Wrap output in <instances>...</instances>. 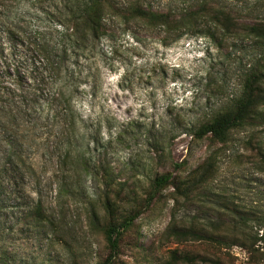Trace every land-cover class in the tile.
Masks as SVG:
<instances>
[{
	"label": "rangeland",
	"instance_id": "1",
	"mask_svg": "<svg viewBox=\"0 0 264 264\" xmlns=\"http://www.w3.org/2000/svg\"><path fill=\"white\" fill-rule=\"evenodd\" d=\"M114 1L123 5L133 0ZM230 1L239 5L251 2ZM62 2L23 0L13 15L46 31H62L58 24L65 14ZM166 2L146 0L154 9H164ZM105 23L106 34L95 49L73 52L70 60L80 81L76 102L81 137L76 147L91 172L84 176L79 164V183L59 204L51 176L54 158L41 152L35 155V174L21 167V173L17 172L15 177L20 183L21 200L0 205V264H98L108 250L100 228L86 227L91 209L103 224L120 222L124 216L140 212L132 227L120 237L114 264H186L183 255L195 256L196 264H203L210 246L173 234L170 226L175 212L174 223L179 226L186 224L185 214L197 213L221 216L226 221L245 220L261 236L264 126L237 129L225 144L209 137L197 140L189 133L191 123L239 93L244 71L256 51L253 44L228 41L219 48L199 34H185L163 44L164 33L145 28L139 20L113 17ZM120 132L122 135L118 136ZM161 133L165 136L162 145L173 160L183 163L182 169L174 171L177 183L200 179L205 169L206 179L188 198L169 185L147 206L144 196L149 179L155 173L173 171L168 162L160 167L159 162L152 160ZM99 165L110 169L118 181L130 185L120 199L109 194L114 200L112 216L105 210L107 190L101 173L97 179L91 178ZM132 165L139 168H131ZM10 176L9 170L4 172L0 165L2 195L9 192ZM136 177L139 182L133 185ZM59 179L63 180V176ZM66 180L70 182L69 178ZM70 180L73 184L75 177ZM32 185L40 190L44 206L67 225L65 237L75 258H70L60 244H51L45 231L30 225L26 214L32 206L28 197ZM132 189H137V196H125L126 190ZM256 247L259 253L254 256L239 245L217 249L223 254L224 264H264V241ZM172 251H177L178 260H173Z\"/></svg>",
	"mask_w": 264,
	"mask_h": 264
},
{
	"label": "trees",
	"instance_id": "2",
	"mask_svg": "<svg viewBox=\"0 0 264 264\" xmlns=\"http://www.w3.org/2000/svg\"><path fill=\"white\" fill-rule=\"evenodd\" d=\"M22 2L0 0V165L4 172L9 170L12 175L7 181L9 192L5 195H2V191L0 193V205L21 200L16 173H21V167H24L35 174L33 159L39 152L54 158L51 176L59 204L65 202L63 198L75 183H79L82 172L84 176L91 172L83 162V153L76 147L77 139L81 137L76 102L80 81L70 60L73 52L95 49L106 34L105 22L113 17L139 20L147 29H160L164 33L161 39L163 44L185 34L202 35L219 48L228 41H250L256 51L251 57L250 66L244 71L239 93L227 104L212 109L202 119L191 123L189 133L197 140L209 137L225 144L237 129L264 126V0H251L248 5H239L230 0H167L164 9H154L146 0L128 1L123 5L114 0H63L65 14L61 15L58 23L62 31H46L30 24L22 16H14V10ZM121 135V132L118 133V136ZM164 138L161 133L156 140L152 160L156 164L159 162L160 167L168 162L173 171L155 173L149 179L144 196V205L147 206L169 185L188 198V194L206 179L207 169L201 173L203 177L200 179L177 183L174 171L182 169L183 163L173 160L162 145ZM79 164L84 170L81 174L78 172L81 170ZM131 168L138 169L139 165H132ZM95 171L91 173V178L95 180L101 173L107 190L105 210L112 216L115 212L114 200L110 199L109 194L120 199L123 190L130 185L127 181H118L112 171L103 166H97ZM60 175L63 180L59 179ZM71 177H75L73 184ZM68 178L70 182L66 180ZM137 182L139 179L136 177L133 185ZM136 190H126L125 196L134 194L136 197ZM28 197L32 205L26 214L30 225L45 231L50 236L51 244H60L70 258H75L74 250L65 237L67 225L54 211L44 206L40 190L35 185L29 188ZM89 213L91 220L86 227L100 228L108 250L98 264H114L120 237L132 227L140 212L134 211L120 222L104 224L100 223L93 209ZM199 215L185 214L186 224L179 226L174 223L175 212L170 228L177 236L198 239L210 246L203 264H224L223 254L217 249L224 245L242 246L253 256L259 253L256 245L264 241V233L259 236L253 225L249 226L245 220L226 221L221 216ZM230 234L232 237L228 236ZM235 234L240 237H235ZM176 254L177 251H172L173 260L178 258ZM182 261L196 264L195 256L183 255Z\"/></svg>",
	"mask_w": 264,
	"mask_h": 264
}]
</instances>
